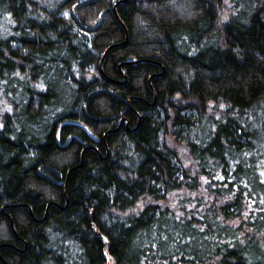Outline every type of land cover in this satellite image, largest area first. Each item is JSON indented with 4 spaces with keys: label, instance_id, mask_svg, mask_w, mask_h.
Masks as SVG:
<instances>
[{
    "label": "trees",
    "instance_id": "obj_1",
    "mask_svg": "<svg viewBox=\"0 0 264 264\" xmlns=\"http://www.w3.org/2000/svg\"><path fill=\"white\" fill-rule=\"evenodd\" d=\"M264 264V0H0V264Z\"/></svg>",
    "mask_w": 264,
    "mask_h": 264
},
{
    "label": "rangeland",
    "instance_id": "obj_2",
    "mask_svg": "<svg viewBox=\"0 0 264 264\" xmlns=\"http://www.w3.org/2000/svg\"><path fill=\"white\" fill-rule=\"evenodd\" d=\"M108 264H112L111 260H109Z\"/></svg>",
    "mask_w": 264,
    "mask_h": 264
}]
</instances>
